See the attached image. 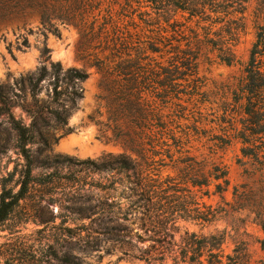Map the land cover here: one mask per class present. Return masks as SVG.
Wrapping results in <instances>:
<instances>
[{"label": "rangeland", "instance_id": "374dc122", "mask_svg": "<svg viewBox=\"0 0 264 264\" xmlns=\"http://www.w3.org/2000/svg\"><path fill=\"white\" fill-rule=\"evenodd\" d=\"M231 6L220 13H209L210 20L201 26L214 41L217 34L229 38L226 32H231L232 64L219 61L217 50L201 46L196 63L202 94L189 101L188 96H181L180 102V115L186 119L181 120L180 130L189 135L184 150L195 158V163L203 165V178L199 180L205 185L192 188L189 183L201 175L197 173L198 165L189 164V171L185 170L187 165L167 159L165 167L154 165L157 177L153 178L168 181L165 185L173 189L170 193L180 204L193 202L201 212L215 214L209 224L179 220L175 225L176 241L184 232L204 237L217 235L223 243L213 252L222 256V264L228 263L226 256L240 253V264H264V168L240 153L243 146L234 136L246 116L239 114L233 101L256 26L262 24L263 6L254 0ZM194 24L186 26L194 28ZM36 25L33 21L30 27ZM198 32L202 39L204 31ZM2 34L5 41L0 40V109L9 110L13 119L34 128L28 148L35 182L0 226V264H64L67 257L80 264H144L133 259L143 245L129 238L120 243L111 237L121 222L105 225L109 235L101 226L103 204L117 203L118 198L111 191L100 190L116 176L100 171L99 165L111 162L124 150L112 139L110 125L104 126L106 109L98 87L100 76L94 67L84 66L77 55V30L59 26L58 36L35 31L26 36L27 47L21 46V39L16 41L20 33L14 27L1 30ZM50 63L60 64L63 71L77 68L89 74L80 84L82 97L69 112L65 126L52 117L49 80L43 81V89L36 97L27 82L41 67L49 69ZM178 158L176 154L174 160ZM212 164L227 170V188L223 181L214 182L208 177ZM23 166L10 117L0 111V193L3 187L18 190ZM215 183L226 191L216 194ZM129 229L135 232L138 228ZM165 264L173 263L167 259Z\"/></svg>", "mask_w": 264, "mask_h": 264}, {"label": "trees", "instance_id": "16d2710c", "mask_svg": "<svg viewBox=\"0 0 264 264\" xmlns=\"http://www.w3.org/2000/svg\"><path fill=\"white\" fill-rule=\"evenodd\" d=\"M248 1L252 0H0V31L14 27L20 33L16 41L21 39L22 47H27L26 36L35 31L58 36L59 26L77 30V55L84 66L94 67L100 76L98 87L103 92L106 109L104 126L110 125L112 139L124 150L111 162L103 161L99 165L100 171L116 176L109 184L101 185L100 190L111 191L118 198L117 203L103 204L101 226L104 234L109 235L105 225L121 222L123 226L118 225L111 237L120 243L129 238L143 245L133 259L144 264H165L167 259L173 264H222V256L213 252L219 250L222 237L184 232L175 240V225L179 220L209 224L215 214L201 212L193 202H177V197L170 193L173 189L165 185L168 181L153 178L157 177L154 165L165 167L166 159L187 165L185 170L189 171L192 170L189 164L198 165L197 173L201 175L189 183L192 188L205 185L199 180L203 178V165L195 163V158L184 150L189 135L180 130L181 120H186L179 111L181 96H188L189 101L202 94L196 63L201 46L217 50L219 61L227 65L233 62L231 32H226L229 38L217 34L214 41L201 23L210 20L209 13H220L231 5ZM254 1L263 6V19L256 26L243 78L233 94L237 111L246 116L234 138L241 141V155L264 168V0ZM33 21L37 25L32 28ZM190 22H195L194 28L186 26ZM198 30L204 31L202 39ZM0 40L5 41L3 34ZM88 77L84 69L63 71L60 64L50 63L49 69L41 67L27 82L36 97L43 89V81L49 80L52 117L65 126L69 112L82 97L80 84ZM0 111L10 117L24 161L18 190L1 189V226L35 179L28 148L33 126L27 127L13 119L7 109ZM176 154L179 158L174 160ZM227 176L225 167L215 164L208 172L212 181H223L226 188ZM214 189L219 195L226 191L219 183L214 184ZM236 193L237 190L234 196ZM129 226L138 229L133 232ZM241 258V253L226 256L227 264H240ZM63 262L80 264L70 257Z\"/></svg>", "mask_w": 264, "mask_h": 264}]
</instances>
